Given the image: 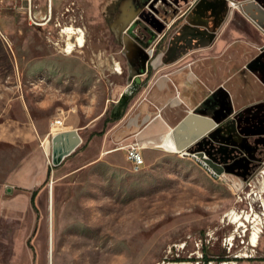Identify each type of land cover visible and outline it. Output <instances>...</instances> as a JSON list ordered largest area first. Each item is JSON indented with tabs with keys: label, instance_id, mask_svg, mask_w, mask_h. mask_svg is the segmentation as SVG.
Segmentation results:
<instances>
[{
	"label": "rangeland",
	"instance_id": "obj_1",
	"mask_svg": "<svg viewBox=\"0 0 264 264\" xmlns=\"http://www.w3.org/2000/svg\"><path fill=\"white\" fill-rule=\"evenodd\" d=\"M117 2L51 0L49 7L48 0H0V264H251L264 257V226L256 245L246 242L264 221V177L256 174L264 157L246 180L227 173L211 178L195 167V156L179 151L134 172L122 145L135 139L122 141L118 128L110 134L118 153H104L96 137L85 135L52 164L49 128L35 131L55 112L77 114L82 123L109 102L102 118L114 122V103L105 99L118 88L111 81L120 54L108 29ZM203 2L208 11L211 2L223 4ZM65 27L83 31V45L69 53ZM24 102L41 128L22 122ZM70 128L65 120L57 130ZM35 149L40 160L31 157ZM26 160L32 168L8 178ZM45 170L35 206L15 211L12 197L25 190L19 182Z\"/></svg>",
	"mask_w": 264,
	"mask_h": 264
},
{
	"label": "crops",
	"instance_id": "obj_2",
	"mask_svg": "<svg viewBox=\"0 0 264 264\" xmlns=\"http://www.w3.org/2000/svg\"><path fill=\"white\" fill-rule=\"evenodd\" d=\"M128 5L126 0L120 2L122 15L117 17L122 26L130 20V17H123ZM206 11L208 6L200 5L195 13L196 23L193 26L201 31L198 38L192 36L194 32L191 29L181 27L183 21L172 32L167 44L150 58L147 70L126 66L123 72L113 74L111 84L118 87L114 88L117 94L105 99L114 103V114L109 115L113 123L108 125L109 120L102 118L109 102L104 103L105 107L100 112L85 117L82 123L75 121L77 114L63 117V122L71 123V129L75 130L78 138L73 150L86 135L96 137L105 147L104 153H118L117 149L110 147V134L113 129L119 128L122 141L135 139L141 144L143 165L144 161L148 165L157 157L181 148H198L225 166V173L239 178L240 172L250 174V166L256 163L251 149L255 146L264 148V32L246 14L230 9L210 37L208 28L202 24L207 17ZM237 15L242 23L235 21L234 16ZM174 36L177 38L174 39ZM138 48L131 35L121 37L118 49L125 56L120 55V62L132 60ZM135 78L138 82L123 104H119L125 86ZM42 99L47 103L46 97ZM41 104L44 105L43 102ZM22 105L26 110L22 112V122L26 124L29 120L32 125L37 124L41 128V123L30 117L25 102ZM57 108L55 106V110ZM27 113L28 117H25ZM57 115L58 112H55ZM48 122L40 131H35L37 136L45 134ZM39 150L35 149L31 157L39 159ZM29 165L27 160L23 161L8 178L20 176L21 171L32 168ZM195 167L215 178L207 174L199 163ZM45 177L46 170L32 180L23 177L24 182H19V186L25 190L12 197L11 207L19 212L23 206H35L37 190ZM47 190L48 211V187ZM251 264H264V259Z\"/></svg>",
	"mask_w": 264,
	"mask_h": 264
},
{
	"label": "flooded vegetation",
	"instance_id": "obj_3",
	"mask_svg": "<svg viewBox=\"0 0 264 264\" xmlns=\"http://www.w3.org/2000/svg\"><path fill=\"white\" fill-rule=\"evenodd\" d=\"M121 1L118 0L112 10L108 29L118 43L117 46L121 37L131 35L140 49L135 50L134 57L129 62L127 59H124L125 63L114 61L117 69L115 70L114 65L112 68L116 73L123 72L126 66L133 69L143 67L147 70L150 58L167 44L170 35L184 21L186 13L195 2V0H177L171 5L170 0H126V4L129 5L123 17H130V20L122 26V22L117 17L122 15L119 11ZM185 1L189 2L184 3ZM148 48H151L150 53ZM116 51L124 55L118 48ZM251 153L254 156L253 161H256L264 157V148L255 146L251 149ZM254 168L255 166H250V171L252 172Z\"/></svg>",
	"mask_w": 264,
	"mask_h": 264
},
{
	"label": "water",
	"instance_id": "obj_4",
	"mask_svg": "<svg viewBox=\"0 0 264 264\" xmlns=\"http://www.w3.org/2000/svg\"><path fill=\"white\" fill-rule=\"evenodd\" d=\"M204 0H197L195 4L191 7V9L186 13L184 22L182 23V28L186 27L191 29L193 37H197L201 35V31L199 28H197L195 25V13L197 12V9H199V6L206 5V2H203ZM223 4H218L211 2L209 5V11L210 15L209 17H206V20L202 22L203 26H206L208 29V35L210 37L213 36V31L217 27L218 23L221 20L223 11L227 9L228 3L224 2ZM243 3L241 4V10L243 13H245L253 22H255L258 26L262 27L264 29V0H242ZM177 36H174V39H176ZM173 46L175 47V44L173 43ZM175 49V48H174ZM137 78L132 80L130 84H127L124 88V91L121 96V101L119 104H123L124 100L130 95L131 90L136 85ZM120 130V129H119ZM121 131V130H120ZM78 142L77 135L75 133L74 129L70 130H64L57 132L53 134L50 137V160L52 164H56L64 155L68 154L71 150H73L74 146ZM189 152H193L198 158H200L203 162H205L207 165H209L216 173L219 175H223L226 171V167L220 164L215 159L211 158L207 154L203 153L202 150L198 148H187L186 149ZM247 172H240V176L243 180H245ZM6 191L9 190V186H6Z\"/></svg>",
	"mask_w": 264,
	"mask_h": 264
},
{
	"label": "built area",
	"instance_id": "obj_5",
	"mask_svg": "<svg viewBox=\"0 0 264 264\" xmlns=\"http://www.w3.org/2000/svg\"><path fill=\"white\" fill-rule=\"evenodd\" d=\"M227 3H228L229 9H237V10H240L242 12V10H241V4L243 3L242 0H227ZM258 27L264 32V29L262 27H260V26H258ZM150 51H151V48H148V52L149 53H150ZM58 127H63V116L61 114V111H59L58 115L56 117H54L52 120H50L49 124H48L49 132H51L52 135L57 133V132L64 131V130H57ZM54 129H55L56 132L52 133V131ZM122 147L124 149V156H125L126 160L129 163L130 170L134 171V168H141L142 165H143V157H142V154H141V147H142L141 144L137 140H132V141H129V142L123 144ZM177 151H179L180 153L190 154V155L195 156L198 161L203 163V165L205 167V170H207L211 174L212 177L219 176L218 173H216L209 165H207L200 158H198L193 152L187 151L186 148H181V149H178ZM259 171H263L264 172V169H260L256 173V174L259 175V179L261 181L262 180V174L259 173ZM263 176H264V173H263ZM250 231L251 230L248 231L246 242H248V236H249ZM198 243H199L198 240L194 242V244L196 246L199 245ZM230 244H231V240L229 239L228 240V245H230ZM173 263H175V261H173ZM195 263H196V261H195ZM223 263L225 264L226 262L222 261L221 264H223Z\"/></svg>",
	"mask_w": 264,
	"mask_h": 264
},
{
	"label": "bare ground",
	"instance_id": "obj_6",
	"mask_svg": "<svg viewBox=\"0 0 264 264\" xmlns=\"http://www.w3.org/2000/svg\"><path fill=\"white\" fill-rule=\"evenodd\" d=\"M48 3H49V7H51V0H48ZM63 32H65L69 37V40L67 41V44H66V50H65L67 53L71 52L73 50L74 46H82L83 45L84 38H83V31L81 29L74 28V27H65V28H63ZM198 163L202 166L204 171L207 172V174H209L211 176V174L207 170H205L203 163L200 161H198ZM140 169L141 168H134V171H139ZM261 173H263V171H261ZM258 183H260V182H258ZM263 209H264V206H263ZM236 217L238 218L239 216H236ZM244 219L246 220V217ZM238 225H241V223ZM263 226H264V221L262 220L260 223H256V225H254L252 227L251 233L249 234V240H248L249 244H252V245L257 244L258 238H259V232L262 230ZM173 264H177V263H173ZM179 264H183V262L182 263L179 262Z\"/></svg>",
	"mask_w": 264,
	"mask_h": 264
},
{
	"label": "trees",
	"instance_id": "obj_7",
	"mask_svg": "<svg viewBox=\"0 0 264 264\" xmlns=\"http://www.w3.org/2000/svg\"><path fill=\"white\" fill-rule=\"evenodd\" d=\"M30 202H31V204H32V193H31V197H30ZM259 259H264V257H261V258H259Z\"/></svg>",
	"mask_w": 264,
	"mask_h": 264
}]
</instances>
